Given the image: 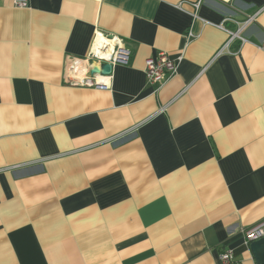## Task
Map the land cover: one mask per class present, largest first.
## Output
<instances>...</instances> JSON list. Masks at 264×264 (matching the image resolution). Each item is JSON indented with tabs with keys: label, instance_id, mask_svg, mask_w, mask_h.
Segmentation results:
<instances>
[{
	"label": "crops",
	"instance_id": "obj_1",
	"mask_svg": "<svg viewBox=\"0 0 264 264\" xmlns=\"http://www.w3.org/2000/svg\"><path fill=\"white\" fill-rule=\"evenodd\" d=\"M195 1L0 3V264H257L264 0H202L193 20ZM96 33L128 63L109 89L68 85ZM160 51L181 58L150 83Z\"/></svg>",
	"mask_w": 264,
	"mask_h": 264
},
{
	"label": "built area",
	"instance_id": "obj_2",
	"mask_svg": "<svg viewBox=\"0 0 264 264\" xmlns=\"http://www.w3.org/2000/svg\"><path fill=\"white\" fill-rule=\"evenodd\" d=\"M202 0H197L192 3L193 12L192 19L197 18V10ZM8 2L14 7H26V0H0V3ZM253 20V16H249L246 20L238 23L236 31H228V39L224 45L227 47L228 42L238 36L239 30L249 21ZM186 40L192 36L191 30L187 32ZM98 38V41H97ZM243 39V38H242ZM264 45V44H263ZM129 50L125 47L124 42L117 36H109L104 33H96L94 40L88 53L83 58L68 56L65 61L63 70V78L70 86H82L97 89H109V75H101L100 73H90V69L95 66H100L103 63H108L112 66L117 64H127L129 61ZM181 56L177 58L180 60ZM169 57L166 52L160 51L155 57H149L145 60L144 72L150 83H161L168 76L176 71V61ZM244 241L250 243L264 236V217L254 223L252 226L244 230ZM218 264H240L234 260L230 250H224L219 255Z\"/></svg>",
	"mask_w": 264,
	"mask_h": 264
},
{
	"label": "water",
	"instance_id": "obj_3",
	"mask_svg": "<svg viewBox=\"0 0 264 264\" xmlns=\"http://www.w3.org/2000/svg\"><path fill=\"white\" fill-rule=\"evenodd\" d=\"M112 72V66L108 63H103L100 66L95 64L90 69V73H100L101 75H109ZM251 253L254 255L256 263L261 264L264 262V236L254 240L250 243Z\"/></svg>",
	"mask_w": 264,
	"mask_h": 264
},
{
	"label": "bare ground",
	"instance_id": "obj_4",
	"mask_svg": "<svg viewBox=\"0 0 264 264\" xmlns=\"http://www.w3.org/2000/svg\"><path fill=\"white\" fill-rule=\"evenodd\" d=\"M97 41H98V38H97Z\"/></svg>",
	"mask_w": 264,
	"mask_h": 264
}]
</instances>
